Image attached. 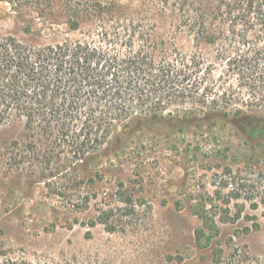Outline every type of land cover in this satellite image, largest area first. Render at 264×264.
Instances as JSON below:
<instances>
[{
    "label": "rangeland",
    "instance_id": "rangeland-1",
    "mask_svg": "<svg viewBox=\"0 0 264 264\" xmlns=\"http://www.w3.org/2000/svg\"><path fill=\"white\" fill-rule=\"evenodd\" d=\"M53 11L25 33L0 1V36L142 51L170 64L164 89L184 97L126 147L107 144L95 169H43L52 141L23 119L1 125L0 264H207L215 248L264 264V140L247 143L243 125L264 122V0H55Z\"/></svg>",
    "mask_w": 264,
    "mask_h": 264
},
{
    "label": "trees",
    "instance_id": "trees-1",
    "mask_svg": "<svg viewBox=\"0 0 264 264\" xmlns=\"http://www.w3.org/2000/svg\"><path fill=\"white\" fill-rule=\"evenodd\" d=\"M0 1L18 15L25 33L54 12L55 0ZM66 22L70 29L78 28V21L67 17ZM169 68L167 61L148 53L110 51L91 38L39 46L14 35L0 36V126L23 119L36 140H51L52 148L41 154L43 169H95L107 144L126 147L138 125L163 120L158 112L184 97L164 89ZM243 118L246 142L263 141L264 122ZM202 224L216 229L212 218L205 217ZM203 227L197 231L200 236L205 235ZM245 259L235 249L225 253L215 248L207 264H250Z\"/></svg>",
    "mask_w": 264,
    "mask_h": 264
}]
</instances>
